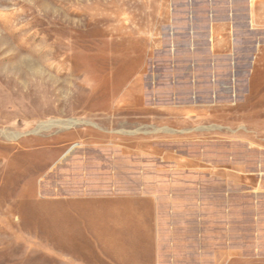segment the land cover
Returning a JSON list of instances; mask_svg holds the SVG:
<instances>
[{
	"label": "rangeland",
	"instance_id": "1",
	"mask_svg": "<svg viewBox=\"0 0 264 264\" xmlns=\"http://www.w3.org/2000/svg\"><path fill=\"white\" fill-rule=\"evenodd\" d=\"M0 264H264V0H0Z\"/></svg>",
	"mask_w": 264,
	"mask_h": 264
}]
</instances>
